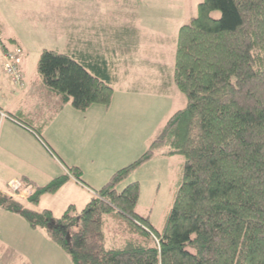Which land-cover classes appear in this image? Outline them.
<instances>
[{"label":"trees","instance_id":"trees-1","mask_svg":"<svg viewBox=\"0 0 264 264\" xmlns=\"http://www.w3.org/2000/svg\"><path fill=\"white\" fill-rule=\"evenodd\" d=\"M89 65L79 55L43 49L37 70L77 110L108 107L114 89L102 78V63ZM173 80L186 105L81 210L72 204L55 218L36 209L70 177L82 181L77 167L43 186L24 177L31 194L0 192V207L44 229L74 264H264V0H202L179 30ZM159 154L183 159L162 230L137 212L139 182L118 189ZM117 218L126 237L108 246V224Z\"/></svg>","mask_w":264,"mask_h":264},{"label":"crops","instance_id":"crops-1","mask_svg":"<svg viewBox=\"0 0 264 264\" xmlns=\"http://www.w3.org/2000/svg\"><path fill=\"white\" fill-rule=\"evenodd\" d=\"M85 1L82 0L80 47L77 45L78 36H72L77 28L75 15L68 13L64 17L62 30L66 38H63L65 46L57 50L74 56L79 55L87 63L90 62L91 68L95 67V62L102 63V78L109 81L114 94L108 107L94 105L87 110L92 111V114L94 112L97 121L86 132V137L83 133V139L87 140L88 146L80 149L77 157L72 154L73 135L80 130L81 122L87 121L86 112L85 115L76 110L75 112L70 102L64 103L58 94L46 87L38 73L37 64L33 62L31 65L27 47L18 37L5 35L0 24V34L4 38L14 40L26 51L21 66L25 81L22 88L12 85L0 61V192L4 188L5 194H8L9 182L22 181L24 177L36 185L43 186L59 176L68 174L69 167H77L82 172V181L70 177L58 192L43 195L41 201L43 202L46 195L55 196L63 193L65 189H70L71 192H76L72 197L74 201L70 204H88L93 196H97L96 190H100L116 171L139 158L158 135L168 117L175 112L171 96L176 90L167 82L173 80L174 68L168 74L169 66L163 64L164 54L166 48L172 44L175 55L178 31L191 17L187 19L188 14L185 11H174V4H169V1L174 0H143L138 15L135 16L138 18V21H134L137 26L124 23L121 26L123 31L118 30L115 39L121 32L128 34L125 44L127 50L122 53L129 56L133 48H139L144 51L143 54L150 52L151 57L143 60L144 62H138L136 59L134 64L128 58L124 63L126 68H123L122 60L116 52L121 39L117 40L115 46L112 45L111 55L97 52L99 47L89 42V33L94 26L85 23L96 15L98 17L102 10L95 9V5L86 6ZM152 2H165L164 8L153 7ZM106 11L110 19L114 18V22L115 17L122 13L119 9ZM147 72H156L157 76H147ZM154 105L158 106L157 111L164 106V111L168 112L164 122H161L163 125L160 124L162 127L149 128V132L145 128L144 134L137 137L138 128H143L141 121H145L148 113L154 112ZM138 119L140 120L137 121ZM73 122L77 123L74 127ZM137 139L140 146L132 148ZM124 140L128 143L124 144ZM129 145L131 149L128 148ZM160 156L175 157L163 154ZM88 172L95 176L93 178L96 179V184L101 187L94 188L87 184L85 175ZM132 182L139 181L136 179L130 181ZM28 189L31 191L32 185ZM89 189H92L93 193ZM36 209L42 210L39 207ZM56 245L44 229L33 228L20 214L0 207V264H60L63 258V264H74L71 257ZM49 260H52V263Z\"/></svg>","mask_w":264,"mask_h":264},{"label":"rangeland","instance_id":"rangeland-1","mask_svg":"<svg viewBox=\"0 0 264 264\" xmlns=\"http://www.w3.org/2000/svg\"><path fill=\"white\" fill-rule=\"evenodd\" d=\"M142 1L143 0H86L85 1L86 6L95 5L94 7L95 9L98 8L99 10H102V13H100L98 17H96L97 16L96 15L92 17L93 19H89L88 22L85 23L89 26L92 27L94 26V29L90 30L89 33V42L99 47V49H97L98 50L97 52L99 53L104 52V53H108V55H111L112 45L115 46V43L117 44V40H120V38H124V40L121 39V41L119 42L120 48L116 47V52L118 53L117 56H120V59L122 60L121 65L124 66L123 68H126L124 63L127 62L126 60H128V58H130L134 64L136 63V59L138 60V62H144L147 60V58L151 57L150 52L145 50L146 53L143 54L144 51L139 48H133L130 52V55L127 56L122 53V51L125 52L127 50L125 46L126 44L125 40L127 39V35L122 34L121 32L120 35L117 36L118 38L115 39L116 32H119L118 30L123 31L121 26L124 23L132 26H137L135 22L138 21V18L136 17L138 15L137 12ZM200 2L201 0H174V1H169V4L170 3L174 4V11L175 10L182 12L185 11V13L188 14L187 19H189L190 17L192 18V16L197 15L198 5ZM164 3L165 2H162V4L152 2V6L164 8L163 6ZM91 8L92 10H94L93 7H90V9ZM107 9L121 10L122 13L119 14V16L115 17L116 22L113 21L114 18L110 19V17L108 16V12L106 11ZM81 12H82V0H0V24L2 25L3 32L7 36L14 35L18 37L20 41L27 47V50L29 51L28 56L31 65L33 62H35L36 64L38 63L40 53L42 52L43 49L57 50L59 47L65 46L64 39L66 38L64 35V31L62 32V30L64 29V17L68 13L70 15L71 14L75 15L74 19L77 28L74 30L75 33H73L72 36H78L77 45L80 47L79 42L81 41L79 36L81 35V25H82ZM219 15H220L219 12L215 13V16H219ZM176 38H178V34ZM5 40L9 42L12 41V39L9 38H5ZM69 41L71 42V38ZM14 43L19 45L23 49V59H24L26 54L24 47H22L17 42ZM74 44H72V46H74ZM166 49H167L165 50L166 53L164 52L165 54H164L163 64L169 66V71H168L169 74L170 71L175 66V55L172 49V44ZM148 75H151L152 77L155 78L157 76V73L147 72V76ZM172 81L170 80L169 82L167 80V82L171 86H173L172 87L173 90H176L174 91L175 94L171 96V100L174 105L173 107H175L174 109L176 112L177 110L183 108L186 105V98L179 91L174 80ZM94 105L97 106L100 104H93L90 107ZM90 107H88V109ZM157 108L158 106L154 105V112L148 113L145 121L144 120L141 121L143 128L142 130L138 128L137 137L141 134H144L145 128L149 132V128L155 129L156 127L158 128L162 127L161 125H163V123L161 124V122H164V119L166 118L168 112L164 111L165 110L164 106H162V109L159 111H157ZM171 109L173 110L172 107ZM75 110L78 111L79 114H84V115L86 112V116H87V121L81 122L80 130L78 131L77 134L73 135L72 154L73 155L75 154L74 156L77 157L79 150L85 149L88 146L87 140L84 141L83 139L84 137L83 133L86 137V132H88L92 128V124L97 120L94 118V112L92 114V111H87V110L80 111L74 108V111ZM174 113H172L168 117V119ZM139 120L140 119H138L137 121ZM73 123H74L73 124L74 127L77 123L75 122ZM148 125L150 126L147 127ZM112 141L114 142L113 138ZM123 143L126 144L128 143V141L124 140ZM139 146H140V141L137 139L136 142L131 147L133 148ZM131 147L130 145L128 146V148L130 149ZM147 149L148 148H146L141 155H143L147 151ZM182 162L183 159L181 156H175L173 158H164L160 155H157L152 159H150L149 161L142 164L141 166H139L133 172H131L129 176L123 181V183L118 185V189L122 190L126 184L128 185V183H130V181H135L137 179L140 182V196L137 206V212L141 215L148 216L151 223L159 230L163 229L166 222V218L171 210L174 200V195L177 189L176 185L182 173ZM93 177L95 176L89 174L88 172L85 175V181L91 187L99 188L98 186H100V184H96V179H94ZM8 187H9L8 194L18 199H25V197L27 198L32 192V190L30 191L28 189L29 186H23V184L18 191H14L9 185ZM89 190L91 191V193H93L92 189ZM97 191L98 190H96V194ZM1 192L6 193V190L2 188ZM75 194L76 192L74 191L71 192L70 189H65V191L59 195L58 194L55 196L46 195V197L43 199V202L40 200L39 206L37 207H39V209L48 208L53 212V216L55 218H60L65 212V210L70 205H72L70 203L74 201L72 200L73 199L72 197ZM81 195L85 196L84 193H81ZM88 200H90V195L88 196ZM73 205H76L77 208L81 210L83 207H85L86 204H84L83 202L82 204H73ZM121 222H122L121 219L119 220L117 218L115 220H112L108 224V228L106 232L108 238L107 239L108 246L121 245V243L124 242L126 235H125L124 227L122 225L125 223H121ZM118 223L120 224L121 228L118 226ZM58 248L60 247L58 246ZM61 254H63L64 256L66 255L65 253H61ZM51 261L52 260H49V262ZM63 262H64V258L63 260L60 261V264H63Z\"/></svg>","mask_w":264,"mask_h":264},{"label":"built area","instance_id":"built-area-1","mask_svg":"<svg viewBox=\"0 0 264 264\" xmlns=\"http://www.w3.org/2000/svg\"><path fill=\"white\" fill-rule=\"evenodd\" d=\"M23 49L14 42H9L0 34V61L5 73L9 76L12 85L23 87L25 85L24 73L21 69ZM14 191L22 187V182L13 180L8 184Z\"/></svg>","mask_w":264,"mask_h":264}]
</instances>
